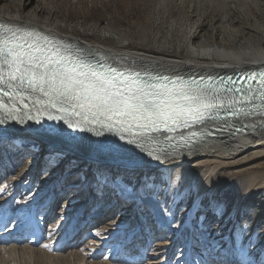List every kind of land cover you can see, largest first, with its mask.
<instances>
[{"label": "rangeland", "instance_id": "obj_1", "mask_svg": "<svg viewBox=\"0 0 264 264\" xmlns=\"http://www.w3.org/2000/svg\"><path fill=\"white\" fill-rule=\"evenodd\" d=\"M0 12L109 49L180 60L252 62L264 49V0H0ZM79 159L39 137L0 140V238L17 236L0 241V264L259 263L264 189L246 194L242 179L264 165H232L211 180L203 165L158 177L145 169L139 192L137 177L120 173L111 183ZM150 207L166 221L156 223ZM155 223L169 228L158 233Z\"/></svg>", "mask_w": 264, "mask_h": 264}, {"label": "snow or ice", "instance_id": "obj_2", "mask_svg": "<svg viewBox=\"0 0 264 264\" xmlns=\"http://www.w3.org/2000/svg\"><path fill=\"white\" fill-rule=\"evenodd\" d=\"M227 79L226 84L223 78L185 79L109 64L93 65L74 54L67 44H58L36 31L0 24V84L6 83L10 89L0 88V113L4 114L0 123L17 119L15 102L19 99L24 103L25 88L31 92L33 104L40 106L38 112L55 109L78 117L77 127L81 123L96 125L121 139L128 135L131 139L127 142L140 141L141 148L158 134L214 119L217 109L236 110L244 116L253 112L264 115V71L250 74L257 85ZM3 97H8L11 105L4 103ZM248 127L255 129L257 125ZM259 127L264 128V122ZM204 135L193 131L182 136V146L199 144ZM173 139L166 138L168 142ZM160 152L167 154L163 148Z\"/></svg>", "mask_w": 264, "mask_h": 264}, {"label": "bare ground", "instance_id": "obj_3", "mask_svg": "<svg viewBox=\"0 0 264 264\" xmlns=\"http://www.w3.org/2000/svg\"><path fill=\"white\" fill-rule=\"evenodd\" d=\"M0 22L8 27L21 28L28 31H36L58 44H67L76 47L85 52H88L90 57L96 58L101 61V64H109L118 68H130L137 71H149L151 73H158L168 76H184V77H206V76H219L224 74L242 73L245 74L255 73L257 70L264 71V49L257 51V59L255 61H238V63H210L200 62L194 60H180L173 58H166L155 56L152 54L130 52L127 50H114L100 45L87 43L72 35L62 34L54 27L45 26L34 20H27L21 18L19 15L9 17L0 12ZM227 95V94H225ZM233 110L217 109L215 114L218 118L207 126H196L187 129L185 132L200 131L207 127L212 129H220L226 127L232 120H239L238 117L229 118ZM52 121L53 120H49ZM262 123V122H261ZM260 123V124H261ZM59 124V123H58ZM58 124H56L58 126ZM252 124V123H251ZM63 127V124H60ZM55 130V129H54ZM216 140L201 142L194 146H189L181 149L175 153L167 156H160L156 158H143L137 156H126L124 152L126 148L117 146L113 152H104L98 150L93 145H85L78 137L76 139H68L65 137L63 131L52 132L48 129L41 130L38 128H31L27 123L19 125L17 123L0 124V140L8 139L10 137L20 138H34L39 137L49 150L59 149L65 152L66 155H76L78 159L88 161L95 167L101 174L105 175L109 182L113 183V177L120 173H126L138 178L136 191L143 192L146 178L140 177L145 169L150 173H144L146 176L156 174L160 176L165 172L167 176L178 165L187 164V166L203 165L210 174V180L217 175L218 170L230 168L232 165H239L240 168L250 166L253 169L263 167L264 165V128H241L238 132L229 134L223 138L221 134L213 133ZM72 138V137H71ZM79 159V160H80ZM96 164V165H95ZM238 167V168H239ZM85 169V168H83ZM160 170V171H152ZM162 171V172H161ZM259 171V170H258ZM160 178V177H159ZM244 180L243 184L246 186V194H253V192L261 191L264 189V171L256 172ZM209 182V181H208ZM170 185L165 187L163 194H167ZM200 196L203 194V189L200 191ZM150 202V201H149ZM108 208L109 205L105 206ZM150 209H153L150 207ZM158 209V208H157ZM153 209L152 219L158 223L160 219L166 221L159 210ZM102 215V214H101ZM102 217V216H101ZM100 217V218H101ZM97 217V220L100 219ZM155 223V224H156ZM90 226L95 225V220L87 223ZM157 226L160 230L169 228V226ZM81 233V231H80ZM83 236V235H82ZM17 238L13 234H5L0 238V241L10 242ZM80 240H76L65 245L67 249H75ZM1 250V249H0ZM88 250V249H87ZM255 250V249H254ZM256 251V250H255ZM154 252V251H153ZM258 264H263L264 253L255 252ZM259 254L261 257H259ZM21 256V255H20ZM19 257V256H18ZM16 258V256H15ZM14 259V258H13ZM12 260V259H11ZM19 260V259H18ZM15 261V260H14ZM13 261V262H14ZM18 262V261H17ZM33 263H35L33 261ZM20 264V261H19Z\"/></svg>", "mask_w": 264, "mask_h": 264}, {"label": "water", "instance_id": "obj_4", "mask_svg": "<svg viewBox=\"0 0 264 264\" xmlns=\"http://www.w3.org/2000/svg\"><path fill=\"white\" fill-rule=\"evenodd\" d=\"M89 145L91 144V145H93L95 148H97V145H96V143H88Z\"/></svg>", "mask_w": 264, "mask_h": 264}]
</instances>
